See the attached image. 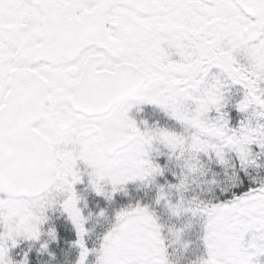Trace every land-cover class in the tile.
Listing matches in <instances>:
<instances>
[{
    "label": "snow or ice",
    "instance_id": "obj_1",
    "mask_svg": "<svg viewBox=\"0 0 264 264\" xmlns=\"http://www.w3.org/2000/svg\"><path fill=\"white\" fill-rule=\"evenodd\" d=\"M0 264H264V0H0Z\"/></svg>",
    "mask_w": 264,
    "mask_h": 264
}]
</instances>
